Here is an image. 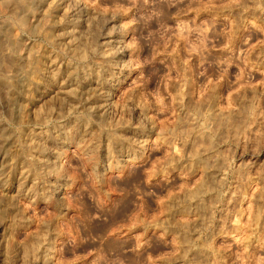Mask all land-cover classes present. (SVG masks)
Returning a JSON list of instances; mask_svg holds the SVG:
<instances>
[{
  "label": "rangeland",
  "instance_id": "obj_1",
  "mask_svg": "<svg viewBox=\"0 0 264 264\" xmlns=\"http://www.w3.org/2000/svg\"><path fill=\"white\" fill-rule=\"evenodd\" d=\"M0 264H264V0H0Z\"/></svg>",
  "mask_w": 264,
  "mask_h": 264
}]
</instances>
